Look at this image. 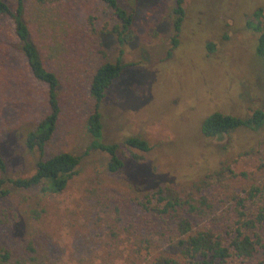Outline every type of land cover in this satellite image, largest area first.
I'll list each match as a JSON object with an SVG mask.
<instances>
[{
  "label": "rangeland",
  "instance_id": "374dc122",
  "mask_svg": "<svg viewBox=\"0 0 264 264\" xmlns=\"http://www.w3.org/2000/svg\"><path fill=\"white\" fill-rule=\"evenodd\" d=\"M12 10L14 0H3ZM132 16L129 33L118 44L106 34L115 22L97 0H57L70 24V53L54 62L59 106L55 129L41 159L58 153L79 163L64 190L44 191L42 185L10 190L0 199V248L10 250L25 240L44 264H102L106 246L118 252L113 264H143L135 250L156 245L158 222L145 207L144 196L160 189L164 196H183L193 182L204 179L211 195L225 180L239 193L259 176L264 164V131L238 129L220 138H205L201 121L212 113L244 118L261 108L264 76L255 56L257 34L246 26L264 0H183V17L173 31V0H116ZM91 18L93 32L87 19ZM68 38V37H67ZM175 40V46L172 45ZM118 62L119 77L99 106L104 144L117 145L122 168L107 171L104 153L87 150L85 119L92 101L88 83L102 63ZM46 87L29 76L16 50L12 23L0 16V157L7 178H26L39 159L25 148V136L48 112ZM144 140L147 152L122 144ZM227 168L249 180L221 179L214 171ZM210 176L209 178H205ZM210 219L193 225L219 230L227 225L233 204L212 200ZM258 200L244 202L251 216ZM115 237L109 239L108 234ZM26 246V245H25Z\"/></svg>",
  "mask_w": 264,
  "mask_h": 264
},
{
  "label": "trees",
  "instance_id": "16d2710c",
  "mask_svg": "<svg viewBox=\"0 0 264 264\" xmlns=\"http://www.w3.org/2000/svg\"><path fill=\"white\" fill-rule=\"evenodd\" d=\"M109 11L115 25L106 34L114 35L118 44L124 42V34L129 33L132 21L130 13L122 10L116 0H97ZM57 0H14V8L0 0V16L8 18L12 23V35L16 42V50L24 60L29 76L46 87L48 112L43 119L25 136V148L35 151L39 159L34 165L33 173L26 178H7L5 165L0 157V199L9 195L10 190H27L42 185L44 191L59 193L66 187L74 175L79 159L68 153H58L41 159L43 149L49 141L58 119L59 106L56 99L57 77L44 60L52 63L59 54L70 53L66 44L69 38V26L62 16L66 8ZM183 0H173V31L178 32L182 17ZM247 28L257 34L255 56L261 74L264 76V8L251 12ZM91 18L87 19L89 31L93 32ZM68 37V38H67ZM175 40L172 45L175 46ZM122 70L118 62L102 63L91 74L88 83V95L92 101L90 114L85 119V130L89 137L87 150L104 153L108 162L107 171L115 173L122 168L117 156V145L104 144L101 135V118L99 106L106 90L115 81ZM244 129L250 132L264 131V88L261 108L249 116L238 118L220 113H212L200 124V133L205 138H220L231 131ZM122 144L138 152L149 150L146 142L138 138H126ZM226 172L230 178L240 177L249 180L244 173L233 174L227 168L214 171L212 175L221 179L220 174ZM259 176L251 177V183L239 193L228 188L225 180L219 181L221 187L211 195V199L203 194L209 182L204 179L193 182L183 196H164L160 189L150 196H144L145 209L150 200L154 205L148 209L158 222L160 232H155L156 245L138 247L136 259L143 264H264V164L257 168ZM207 176L205 178H209ZM216 177L214 180H216ZM223 197L233 204V212L227 225L213 230L205 225L195 226L191 219L206 222L210 219L211 204L215 198ZM258 200L260 205L248 216L244 210V202ZM109 239L114 238L112 233ZM26 245V246H25ZM102 264H113L117 253L116 247L106 246ZM113 259V260H110ZM134 264L136 260L126 259ZM0 264H44L25 240L13 250L0 248Z\"/></svg>",
  "mask_w": 264,
  "mask_h": 264
}]
</instances>
